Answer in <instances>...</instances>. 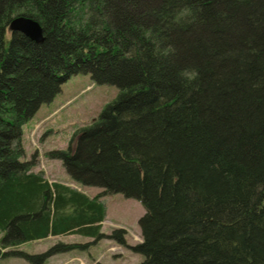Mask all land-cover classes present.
<instances>
[{"label":"trees","instance_id":"trees-1","mask_svg":"<svg viewBox=\"0 0 264 264\" xmlns=\"http://www.w3.org/2000/svg\"><path fill=\"white\" fill-rule=\"evenodd\" d=\"M36 20V43L9 29ZM118 88L66 149L90 198L32 170L21 128L73 74ZM145 209L140 264H264V0H0V258L49 235L99 239L101 195Z\"/></svg>","mask_w":264,"mask_h":264},{"label":"rangeland","instance_id":"rangeland-1","mask_svg":"<svg viewBox=\"0 0 264 264\" xmlns=\"http://www.w3.org/2000/svg\"><path fill=\"white\" fill-rule=\"evenodd\" d=\"M117 93L115 85L97 84L89 74L71 75L52 100L42 103L35 114L22 125V159L34 158L32 170L42 171L50 183L69 185L91 197L102 192L99 187L73 181L62 162L49 158L47 153L66 149L76 132L91 124L104 105L113 100ZM101 199L105 205V216L100 222L103 236L99 239L79 234H62L55 240L28 241L4 250L17 249L27 254H40L57 243L87 245L82 249L55 253L44 259L36 258L33 262L15 256L2 257L0 264H140L143 256L132 252L111 238V235L114 230H124L126 244L141 242L139 219L145 213L144 207L138 199L125 197L121 193L103 194Z\"/></svg>","mask_w":264,"mask_h":264},{"label":"water","instance_id":"water-1","mask_svg":"<svg viewBox=\"0 0 264 264\" xmlns=\"http://www.w3.org/2000/svg\"><path fill=\"white\" fill-rule=\"evenodd\" d=\"M9 29L12 31H20L36 43H40L44 40L40 24L30 17H14L9 23Z\"/></svg>","mask_w":264,"mask_h":264},{"label":"crops","instance_id":"crops-1","mask_svg":"<svg viewBox=\"0 0 264 264\" xmlns=\"http://www.w3.org/2000/svg\"><path fill=\"white\" fill-rule=\"evenodd\" d=\"M63 185H65V186H69V185H66V184H63ZM70 188H73V187H71V186H69ZM74 189V188H73ZM79 191V190H78ZM82 192V191H81ZM82 193H84V192H82ZM84 194H86V193H84ZM87 195V194H86ZM88 197H90V198H92V197H94V196H89V195H87ZM102 200V199H101ZM0 233H2L1 231H0ZM62 235V234H61ZM82 236V235H81ZM57 237H59V235H49L48 237H46V238H43V239H41V240H55ZM83 237H87V236H83ZM37 240H39V239H37Z\"/></svg>","mask_w":264,"mask_h":264}]
</instances>
